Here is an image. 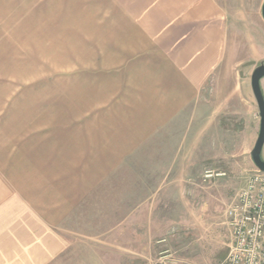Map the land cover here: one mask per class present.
<instances>
[{
  "label": "rangeland",
  "instance_id": "rangeland-1",
  "mask_svg": "<svg viewBox=\"0 0 264 264\" xmlns=\"http://www.w3.org/2000/svg\"><path fill=\"white\" fill-rule=\"evenodd\" d=\"M122 10L115 0H0L4 173L79 250L80 241L132 242L148 264L167 254L181 264H221L231 245L225 211L257 170L250 158L260 130L256 100L250 95L236 115L206 130L207 116H196L201 129L175 146L172 128L187 116L176 115L174 98L160 97L169 93L149 80L158 68L127 43ZM252 22L237 35L227 85L235 77L249 89L264 63V25ZM261 88L264 94V79ZM170 171L183 175L186 204L161 213L162 245L144 248L124 232L110 236L119 217L146 218V210H116L122 194L135 198V191L170 183L176 189L168 193H176L177 180L163 178Z\"/></svg>",
  "mask_w": 264,
  "mask_h": 264
},
{
  "label": "crops",
  "instance_id": "crops-1",
  "mask_svg": "<svg viewBox=\"0 0 264 264\" xmlns=\"http://www.w3.org/2000/svg\"><path fill=\"white\" fill-rule=\"evenodd\" d=\"M115 2H123L119 16L123 19L127 43L141 53L142 59L148 60L150 67L158 68L157 79L151 75L149 80L161 83V89L169 93L160 97L174 98L176 115L187 116L179 126L172 128L178 132V138H174L178 139L175 146L185 145L188 132L201 129L196 116H207L203 130L211 124H222L223 116L236 115L237 106L253 94L251 85L248 89L235 77L233 83L227 85V79L231 76L229 80L232 81L234 62L231 53L237 49V35L245 28L250 32L254 19L256 26L259 19L264 25V0ZM252 44V49H256L254 45L258 42ZM210 81L215 86L212 91L206 89ZM168 173L163 178L176 179V185H180L176 193H168L176 189L170 183L163 187L156 185L150 190L146 188V194L135 191V198L132 194H122L123 197L114 204L122 208L117 207L116 210L129 213L146 210V218L134 220L131 215L121 216L118 227L109 230L110 236L124 232L125 238H139L144 248L151 243L162 245L163 236L159 235L164 233L165 226L161 213L165 207L175 209L182 205L183 209L186 204L180 182L183 175ZM164 187L167 193L162 191ZM69 237L37 214L31 203L21 197L17 187L5 175L0 161V264H148L142 259L141 249L135 250L132 242L120 247L111 246V241H99L102 245L96 241H80L84 250H79L78 243Z\"/></svg>",
  "mask_w": 264,
  "mask_h": 264
},
{
  "label": "built area",
  "instance_id": "built-area-1",
  "mask_svg": "<svg viewBox=\"0 0 264 264\" xmlns=\"http://www.w3.org/2000/svg\"><path fill=\"white\" fill-rule=\"evenodd\" d=\"M231 234L228 256L221 264H264V173L255 170L226 211ZM152 264H181L167 254Z\"/></svg>",
  "mask_w": 264,
  "mask_h": 264
},
{
  "label": "water",
  "instance_id": "water-1",
  "mask_svg": "<svg viewBox=\"0 0 264 264\" xmlns=\"http://www.w3.org/2000/svg\"><path fill=\"white\" fill-rule=\"evenodd\" d=\"M264 19V4L262 8ZM264 79V63L262 62L253 72L251 77V86L255 97L260 116V130L253 150L250 152V158L257 170L264 173V160L262 152L264 149V94L261 88V81Z\"/></svg>",
  "mask_w": 264,
  "mask_h": 264
}]
</instances>
